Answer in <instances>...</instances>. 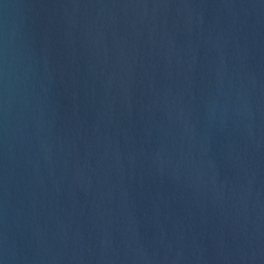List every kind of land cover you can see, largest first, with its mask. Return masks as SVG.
<instances>
[{"label": "water", "instance_id": "95a60500", "mask_svg": "<svg viewBox=\"0 0 264 264\" xmlns=\"http://www.w3.org/2000/svg\"><path fill=\"white\" fill-rule=\"evenodd\" d=\"M0 264H264V0H0Z\"/></svg>", "mask_w": 264, "mask_h": 264}]
</instances>
